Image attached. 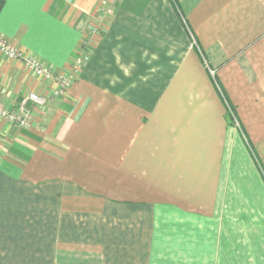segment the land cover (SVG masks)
<instances>
[{
    "label": "crops",
    "instance_id": "1",
    "mask_svg": "<svg viewBox=\"0 0 264 264\" xmlns=\"http://www.w3.org/2000/svg\"><path fill=\"white\" fill-rule=\"evenodd\" d=\"M5 0L0 264H264V0Z\"/></svg>",
    "mask_w": 264,
    "mask_h": 264
},
{
    "label": "built area",
    "instance_id": "2",
    "mask_svg": "<svg viewBox=\"0 0 264 264\" xmlns=\"http://www.w3.org/2000/svg\"><path fill=\"white\" fill-rule=\"evenodd\" d=\"M111 4L108 0H102L100 2L101 19L96 26L91 28L93 35L101 36L105 33L106 24L113 14V6ZM88 45L89 43L87 41L84 42L81 46L82 50L75 57L73 63L61 73L55 74L40 59L10 45L0 35V55L8 60L21 62L26 70L36 79L44 83L55 84L56 87L53 89V97L56 98L63 96L72 87L83 66L89 61ZM29 104L43 107L46 104V99L36 92H32L23 98L17 108H7L0 99V121H6L21 128H27L33 118Z\"/></svg>",
    "mask_w": 264,
    "mask_h": 264
},
{
    "label": "trees",
    "instance_id": "3",
    "mask_svg": "<svg viewBox=\"0 0 264 264\" xmlns=\"http://www.w3.org/2000/svg\"><path fill=\"white\" fill-rule=\"evenodd\" d=\"M4 6H5V0H0V15L4 9Z\"/></svg>",
    "mask_w": 264,
    "mask_h": 264
},
{
    "label": "rangeland",
    "instance_id": "4",
    "mask_svg": "<svg viewBox=\"0 0 264 264\" xmlns=\"http://www.w3.org/2000/svg\"><path fill=\"white\" fill-rule=\"evenodd\" d=\"M45 98V97H44Z\"/></svg>",
    "mask_w": 264,
    "mask_h": 264
}]
</instances>
